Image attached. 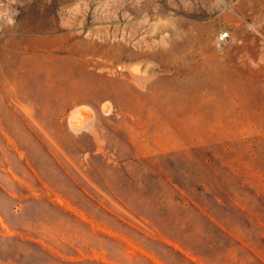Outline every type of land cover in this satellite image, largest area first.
I'll return each instance as SVG.
<instances>
[{"label":"rangeland","instance_id":"1","mask_svg":"<svg viewBox=\"0 0 264 264\" xmlns=\"http://www.w3.org/2000/svg\"><path fill=\"white\" fill-rule=\"evenodd\" d=\"M0 223V264H264V0H0Z\"/></svg>","mask_w":264,"mask_h":264},{"label":"bare ground","instance_id":"2","mask_svg":"<svg viewBox=\"0 0 264 264\" xmlns=\"http://www.w3.org/2000/svg\"><path fill=\"white\" fill-rule=\"evenodd\" d=\"M147 64H149V63H147ZM146 74H147V72L143 73L144 77H146ZM138 77H141V76H138ZM74 115L75 116H73V123H74L75 127L79 128V127L83 126L84 124H87L90 122V120L94 117V112L91 108H89L85 105V106L80 107L79 110Z\"/></svg>","mask_w":264,"mask_h":264},{"label":"built area","instance_id":"3","mask_svg":"<svg viewBox=\"0 0 264 264\" xmlns=\"http://www.w3.org/2000/svg\"><path fill=\"white\" fill-rule=\"evenodd\" d=\"M3 18L6 19L7 15H4ZM228 36H229L228 33H222L219 38L221 41H224L228 38Z\"/></svg>","mask_w":264,"mask_h":264},{"label":"crops","instance_id":"4","mask_svg":"<svg viewBox=\"0 0 264 264\" xmlns=\"http://www.w3.org/2000/svg\"><path fill=\"white\" fill-rule=\"evenodd\" d=\"M0 226H1V223H0Z\"/></svg>","mask_w":264,"mask_h":264}]
</instances>
